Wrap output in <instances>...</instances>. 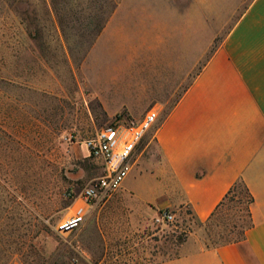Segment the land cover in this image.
Wrapping results in <instances>:
<instances>
[{
    "label": "rangeland",
    "instance_id": "obj_1",
    "mask_svg": "<svg viewBox=\"0 0 264 264\" xmlns=\"http://www.w3.org/2000/svg\"><path fill=\"white\" fill-rule=\"evenodd\" d=\"M238 1L115 0L113 9L112 0H0V264H151L181 254L189 239L209 242L190 213L158 222L160 212L146 215L120 189L88 206L79 227L59 226L103 174L85 140L156 109L130 163L148 153L186 71L191 84Z\"/></svg>",
    "mask_w": 264,
    "mask_h": 264
},
{
    "label": "crops",
    "instance_id": "obj_2",
    "mask_svg": "<svg viewBox=\"0 0 264 264\" xmlns=\"http://www.w3.org/2000/svg\"><path fill=\"white\" fill-rule=\"evenodd\" d=\"M235 7L233 26L191 84L186 71L185 90L154 127L152 149L133 158L140 177L129 173L119 195L148 216L170 209L203 222L243 180L255 197L254 225L242 241L208 247L189 239L181 254L151 264H264V0Z\"/></svg>",
    "mask_w": 264,
    "mask_h": 264
},
{
    "label": "built area",
    "instance_id": "obj_3",
    "mask_svg": "<svg viewBox=\"0 0 264 264\" xmlns=\"http://www.w3.org/2000/svg\"><path fill=\"white\" fill-rule=\"evenodd\" d=\"M159 111L151 109L138 122H125L120 126L106 125L85 140L89 153L103 166V174L89 183L77 198L83 201L74 213L61 224L62 230L79 227L87 217L88 206L104 203L121 187L131 170L130 159L148 130L157 121ZM176 213L162 210L156 221L172 223Z\"/></svg>",
    "mask_w": 264,
    "mask_h": 264
},
{
    "label": "trees",
    "instance_id": "obj_4",
    "mask_svg": "<svg viewBox=\"0 0 264 264\" xmlns=\"http://www.w3.org/2000/svg\"><path fill=\"white\" fill-rule=\"evenodd\" d=\"M112 1L113 9H115L117 4L115 0ZM109 17L110 14L104 18L102 23L97 25L95 35L102 31ZM202 68L203 66L198 73ZM254 202L255 197L248 185L243 180L237 181L212 214L203 221L209 238L207 246L217 247L245 239L247 231L254 225L252 216V205Z\"/></svg>",
    "mask_w": 264,
    "mask_h": 264
}]
</instances>
